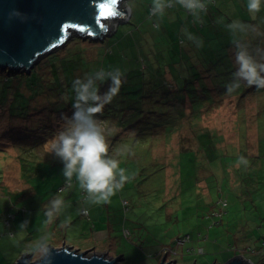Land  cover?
<instances>
[{"label":"rangeland","instance_id":"rangeland-1","mask_svg":"<svg viewBox=\"0 0 264 264\" xmlns=\"http://www.w3.org/2000/svg\"><path fill=\"white\" fill-rule=\"evenodd\" d=\"M151 5L152 0H124L120 8H130V23H121L116 33H113L114 24L109 34L112 35L103 41L71 39L33 69L44 80L43 84H47L54 78L53 69H58L54 65L56 60L51 58L55 54L62 59L72 57L66 69L69 74L77 60L74 72L77 79L101 69L119 68L129 71L128 82L119 93L123 90L135 93V88L140 87L144 94V80L149 79L152 59L164 58L161 55L167 51L172 54L171 49L180 52L184 47L179 42L187 39L185 29L190 33L191 28L197 31L195 28L200 27L207 34V24H194L193 16L185 9L178 11L176 6L158 17L149 13ZM231 8L230 16L234 20L264 30V9L253 20L247 10V0H236V6ZM174 12L175 19L170 25ZM221 41L230 43L226 36ZM218 45L214 54L216 60H222L224 51L216 50ZM226 49L229 58H233L231 47ZM189 51L186 45L183 51L186 57H183L193 61L195 56ZM233 63L238 68L235 57ZM199 68H203L200 72L214 94V77L208 76L201 65ZM193 70L189 72H198ZM166 77L170 82L173 79L169 70ZM6 80V74L0 73V222L4 213L12 217L11 201L24 198L28 187L32 189L27 196L34 192L49 196L68 185L62 174V163L51 152V142L65 128L66 119L74 111L70 107L57 109L54 104L57 90L37 94L38 85L30 83L33 87H29L25 80L12 77L6 93ZM137 82L142 85L132 86ZM173 83L176 88L185 89L179 80L174 79ZM243 86L237 89L238 97L221 98L217 91L214 97L219 105L213 103L199 113H193L191 102L187 101L183 115L179 111L183 107H172L164 120L159 115L157 119L156 114L151 120L161 126L135 121L130 127L116 129L96 116L105 129L109 155L118 159L120 167L132 177L109 203L100 204L101 210L106 211L104 215L108 218L111 211V220L122 212L120 224L124 218L130 220L136 215L141 226L135 236L131 229L133 234L129 238L121 235L124 242L119 238L108 240L98 248L93 247V253L103 252L118 258L123 254L116 251L123 249L126 253L119 264H161L165 258L176 264H223L240 252L253 264H264V242L263 247L260 245L264 235V88L248 86L245 82ZM108 87L109 84L101 94ZM145 109L143 120L150 116L147 111L155 107L149 103ZM205 132L211 134L202 138ZM73 184L63 189L65 196L69 197L77 188L75 180ZM32 200L25 199L29 203ZM143 230L145 237L138 238V232ZM187 236L192 238L185 243ZM198 241L204 245L203 251L193 247ZM149 246L162 254L153 257L155 252ZM25 254L32 255L27 252L22 256ZM37 256L34 261L38 260Z\"/></svg>","mask_w":264,"mask_h":264},{"label":"clouds","instance_id":"clouds-1","mask_svg":"<svg viewBox=\"0 0 264 264\" xmlns=\"http://www.w3.org/2000/svg\"><path fill=\"white\" fill-rule=\"evenodd\" d=\"M212 0H152L151 12L163 17L167 10L177 5L185 9L201 22L202 13H207ZM264 9V0H247V10L255 20L257 14ZM232 35L235 47V62L238 65L233 74V81L228 84L227 92L232 93L245 82L248 86L264 88V48H253L248 37L260 33L258 27L241 20H233L226 25ZM188 40L202 46V41L187 32ZM124 72L119 68L112 71L103 69L86 74L83 79L73 82L75 92L74 111L66 119V125L51 142L52 154L62 163V174L69 186L75 180L79 189L86 194V203H109L111 198L121 191L132 177L125 168L120 167L118 159L109 155V143L105 129L96 115L103 111L105 105L118 95L123 84ZM110 80L106 92H100L99 83ZM99 82V83H98ZM242 162L246 161L241 158ZM67 205L61 197L54 198L48 205L45 215L47 223H52L66 209ZM25 220L21 228L27 225ZM47 237L41 238L33 247V252L44 262L50 257Z\"/></svg>","mask_w":264,"mask_h":264},{"label":"trees","instance_id":"trees-1","mask_svg":"<svg viewBox=\"0 0 264 264\" xmlns=\"http://www.w3.org/2000/svg\"><path fill=\"white\" fill-rule=\"evenodd\" d=\"M213 1L214 3L216 2V0ZM209 7L212 8V6L210 5L208 6V8ZM215 10H217V8H215ZM219 10L222 11L221 18L218 20H212L213 22L211 21V24H207V34H204L203 29L200 27L195 28L197 31H194L193 28L189 30L191 34L202 41V46H197L196 43L188 40V38L179 42V44L183 45L182 47L184 48L186 47V45L189 46V52L191 54H194L195 56V59L193 61L191 60V56V61L184 58L186 57V53L183 52L184 48L177 53L174 49H171V51L173 52L172 54L171 52L166 50L167 52L162 53L161 55L164 58L157 57V59H152V61H150L153 68L152 71H150L149 79L144 80V94L140 87L137 89L135 88V93H126V91L123 90L122 93H118V95L112 100V102L108 104L105 110L97 114L98 117L104 118L109 122V124H111L113 127H116V129H119L120 127H130L134 124L135 121H141L149 126V124L154 123L151 119L156 114L157 119L158 115L161 116L160 120L168 118L165 116L171 109H173L172 107H174V109L183 107L182 110H179L181 112V115H183L184 106L186 105L187 101L191 102L193 113H199L203 107L212 105L213 103L219 105L215 101L214 97L217 91L219 92L218 95H220L221 98H224L225 95H228L229 97H238L237 89L232 93L227 92V86L233 81V74L237 70V68L235 66V63H233V59L235 57V47L232 43V35L227 30L226 25L231 23L235 18L231 17L227 11L224 12V10L222 9ZM262 15L264 16V11ZM128 23H130V21ZM193 23L196 24L194 20ZM259 32L264 33V30L261 28V31ZM224 36L228 37L230 43L229 41L227 43H222L221 38ZM248 39L251 42L253 48H264V35L252 34L248 37ZM219 42L221 43V45H218ZM217 45L218 48L216 50L220 49L224 51L222 60H220L219 58L216 60V54H214V50L215 46ZM227 46L231 47L232 53L230 56L233 57L231 59L229 58L228 51L226 49ZM172 56H175L174 59H172ZM51 60H56L54 61V63H57L54 64L53 62H51ZM51 60V64L57 65L58 69H53L52 77L54 78L49 80V83L47 84H43L44 80L40 79V76L35 69H33L30 74L23 72L16 73L0 71V73L4 72L6 74V77H8V80L5 81V83H7V87L4 88V91L7 93V89L10 87V83L12 82V77H18L21 80H25L28 83L29 87H33L30 83H33L34 86L38 85L37 88H35V93L37 94L39 92H45L48 89L57 90V92L55 93L57 100L54 103L57 106V109L65 110L67 109V107H70L72 109L75 103L73 82L77 79L74 75L77 66V60H75V63L73 64L74 67L72 70H70L69 74L67 72L66 66L71 65L72 57L62 59L59 58L57 54H55L53 59L51 58ZM58 63L61 64V68L59 67ZM199 65L205 68V72H207V75L209 74L210 77H214L212 79V82L215 84V86L213 87L214 94L210 85L205 81L206 77H204V74L200 72L203 70V68H201V70L199 68ZM194 68L198 69L193 70ZM167 70H169V73L173 77L171 82L166 77ZM189 70L198 72L190 73ZM128 72L129 71L124 72L125 75L123 77V84L128 82V80L126 79V74ZM174 79H177L181 83H183V87L185 86V89L176 88L173 83ZM110 83V80L100 83V92H102V90L106 88L107 84ZM195 84L197 87L195 86ZM199 84L201 86L198 88ZM137 85L140 86L142 84L140 82L132 84V86ZM240 88H245L243 86V82H241ZM149 103H152L155 109H150L147 111V113H149L150 115V119L144 117V121L143 114H145L146 112L144 111L146 110L145 106H147ZM205 103H207V105H205ZM155 110H157V112ZM133 117L135 118L133 119ZM157 122L160 123V121L158 120ZM154 126L161 125L157 124ZM169 128L171 127L169 126ZM171 130H169V132ZM210 134V132H205L201 136L203 138V136H209ZM187 237L189 239L190 236Z\"/></svg>","mask_w":264,"mask_h":264},{"label":"water","instance_id":"water-1","mask_svg":"<svg viewBox=\"0 0 264 264\" xmlns=\"http://www.w3.org/2000/svg\"><path fill=\"white\" fill-rule=\"evenodd\" d=\"M124 0H0V71L30 74L44 58L64 47L71 39L103 41L121 23L129 22L130 8H120ZM108 4L117 12L108 16L101 8ZM105 16L104 27L97 23ZM127 19V20H126ZM69 25L79 26L68 27ZM82 29V30H81ZM50 257L41 262L23 255L16 264H119L121 260L107 254L79 251L70 246L52 245ZM92 250V249H91ZM161 264H176L163 259ZM224 264H253L237 255Z\"/></svg>","mask_w":264,"mask_h":264},{"label":"crops","instance_id":"crops-1","mask_svg":"<svg viewBox=\"0 0 264 264\" xmlns=\"http://www.w3.org/2000/svg\"><path fill=\"white\" fill-rule=\"evenodd\" d=\"M231 4L232 6H236V0H216L215 3H210L209 5L212 6V8L209 7L207 13L201 14V22L209 25L212 20L220 19L222 11L219 9L224 10V12L227 11L230 14L229 10L232 7ZM215 8H217V10H215ZM176 9L178 11H184V9L178 5ZM149 13L152 14L151 10ZM174 14L176 13L174 12L171 15L169 22L170 25L174 22ZM235 15L236 13L234 16ZM157 25H159L158 22ZM167 26L168 25H166V27ZM258 30L261 31L260 28H258ZM73 185L74 184L72 183L71 186H63L56 193L49 194V196L44 194L39 195L35 192L30 194V196H27L31 192L30 189H32H29L28 187L25 190L24 198L11 201L12 209L9 214H11L12 217H9L7 213H4L2 217L3 221L0 222V264H16L22 254L27 252L32 254L34 259L37 254L33 252V247L36 242L43 237H47L46 242L48 246L52 245L56 248L70 246L79 251L90 250L88 252H94L92 249L93 247L98 248V245H101L108 240L112 241L115 238H119L121 242H124L125 238L121 235L124 234L125 237L129 238L131 234H133L132 230H134V236L137 234L136 231L138 227L141 226L138 216L134 215L130 220L124 218L123 222L120 224L119 215H121V212L118 216L115 215V220H111L112 212H109L110 214L108 218L104 215L106 214V211L101 210L102 205L86 203V194L79 189L78 186H76L77 188L73 190L69 197L65 196L66 191L63 192V189L72 187ZM58 196L65 201L67 207L52 223H47L45 211L50 202ZM27 198L33 199L32 202L29 203V201H25ZM83 211H86V214H84ZM219 215H222V213ZM9 218H11V221H9ZM25 220H27L28 223L24 228H21L20 224ZM263 236H261L260 241L262 247V242H264ZM139 237H145L144 230L138 232V238ZM191 238L189 237L185 243ZM149 247L155 252L153 257L162 254L161 252H157L156 247ZM193 247L201 248L202 251L204 250V245L201 244L200 241H198ZM194 248L190 249L193 250ZM257 251L258 250H256L255 253H257ZM116 252L123 254L119 256L120 258H123L126 253L123 249H119ZM228 255H230V251H228ZM236 255H242L245 259L248 258L240 252ZM233 257V255L230 258L228 257V259L224 260V263L228 262ZM37 258L39 259L40 257L37 256ZM113 258H115L114 255ZM247 260H250V258Z\"/></svg>","mask_w":264,"mask_h":264},{"label":"snow or ice","instance_id":"snow-or-ice-1","mask_svg":"<svg viewBox=\"0 0 264 264\" xmlns=\"http://www.w3.org/2000/svg\"><path fill=\"white\" fill-rule=\"evenodd\" d=\"M111 3L112 4H116L117 3V0H111ZM101 11L103 12V13H107L108 14V16H115V15H117V12H116V10L114 9V8H112V7H110L108 4H105V5H103L102 6V8H101ZM107 17H105V16H98L97 17V23H98V25L100 26V27H104V25H103V23H101V21L103 20V19H106ZM68 27H77V28H79V26H75V25H69ZM82 30V29H81Z\"/></svg>","mask_w":264,"mask_h":264},{"label":"built area","instance_id":"built-area-1","mask_svg":"<svg viewBox=\"0 0 264 264\" xmlns=\"http://www.w3.org/2000/svg\"><path fill=\"white\" fill-rule=\"evenodd\" d=\"M212 2H214V1L212 0ZM83 213L86 214V211H83ZM186 239H188V237H186Z\"/></svg>","mask_w":264,"mask_h":264}]
</instances>
